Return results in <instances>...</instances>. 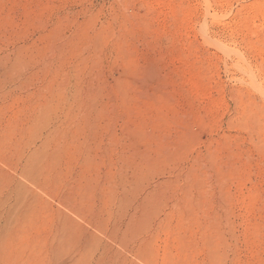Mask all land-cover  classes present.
Instances as JSON below:
<instances>
[{
	"label": "rangeland",
	"instance_id": "374dc122",
	"mask_svg": "<svg viewBox=\"0 0 264 264\" xmlns=\"http://www.w3.org/2000/svg\"><path fill=\"white\" fill-rule=\"evenodd\" d=\"M18 181L2 264H68L60 210L114 264H264V0H0V200Z\"/></svg>",
	"mask_w": 264,
	"mask_h": 264
},
{
	"label": "bare ground",
	"instance_id": "6f19581e",
	"mask_svg": "<svg viewBox=\"0 0 264 264\" xmlns=\"http://www.w3.org/2000/svg\"><path fill=\"white\" fill-rule=\"evenodd\" d=\"M206 14L209 15V12L208 10H206ZM212 16L215 18V19H218V15L217 14H212ZM221 49L223 50V52L225 53H229V52H232V49L231 48H228V47H221ZM235 51V50H233ZM37 163V158H30L26 161L25 165L23 166V170L22 171V174L24 175H27V176H31L32 174V171L33 173L38 170L36 169L34 171V166L35 164ZM41 171V170H40ZM21 173V172H20ZM23 175V177H24ZM18 176H21V175H18ZM26 177V176H25ZM24 177V178H25ZM34 177V176H33ZM18 178V177H17ZM24 178H21L24 179ZM28 179V178H27ZM35 179V177H34ZM26 181V180H25ZM25 181L22 182L25 183ZM19 182V181H18ZM18 182L13 186H9L5 195H4V199L0 200V206L1 204L3 205H6L8 208H9V211L7 213V216L3 219H0V220H4L6 225L12 221V218L16 215V217L14 218H19V217H22V219L28 215V209H29V200H28V195L30 193V188L26 187V185H22L18 184ZM28 182V181H26ZM30 183L32 182H29V186L31 185ZM28 184V183H27ZM126 196V195H125ZM10 198L14 201V206H12L10 204ZM125 200L120 197V199L118 200V204H121L123 202V204L125 205ZM127 201V200H126ZM12 202V201H11ZM69 203V201H68ZM5 206V207H6ZM67 206V205H66ZM74 207V206H73ZM69 208V207H68ZM67 208V209H68ZM72 208V207H71ZM69 208V209H71ZM2 209V208H1ZM0 209V210H1ZM6 209V208H5ZM66 209V208H65ZM68 209V210H69ZM71 211V210H70ZM76 211V210H75ZM77 212V211H76ZM74 212V213H76ZM79 212H81L79 210ZM69 213V212H67ZM82 213V212H81ZM135 213V212H134ZM83 214V213H82ZM81 214V215H82ZM137 214V213H135ZM0 215H1V211H0ZM5 215V214H4ZM72 215V214H70ZM75 215V214H74ZM79 215V214H78ZM141 216L143 214H140ZM73 217V216H72ZM71 216L67 215L66 213L64 212H59V215L57 216V220H56V228H55V231L54 233L52 234V241L53 243L51 244V249H50V253H52V255L56 256L58 254H63L62 252L65 250L64 248V245L67 247L68 245L70 246H77V251L73 254V256H71L69 258V261H68V264H74L76 261L77 263L79 261H81L82 258H84L87 254H90V253H95V250H97V252L94 254V256L92 257L91 259V263L92 264H109L110 262H112L111 264H114L116 261H114V259L117 260L118 258V255L116 253L115 254H112V252H110L111 248H112V243H110L112 246L111 248H109L107 246V244H103L101 242L100 239H98L96 236H94L92 234V232H89L88 233V230H87V227H83L81 224L82 222L80 223H77ZM0 218H2L0 216ZM13 218V219H14ZM82 218V217H81ZM15 219V220H16ZM79 219V218H78ZM24 220V219H23ZM86 220V219H85ZM135 217H131L129 220H128V223H127V227H120L119 225L117 226V230H115V234L116 233H120L122 236H123V239L125 237H127V235H129L133 229H134V221H135ZM139 220V219H138ZM18 221V219H17ZM81 221V220H80ZM90 221V220H89ZM14 222V221H13ZM25 222V221H24ZM91 222V221H90ZM85 223V222H83ZM87 223V222H86ZM88 224V223H87ZM90 226V223L88 224ZM131 225V226H130ZM87 226V225H86ZM97 227V226H96ZM99 227V226H98ZM8 229V228H7ZM3 230V229H2ZM101 229L98 231L100 232ZM95 232V231H94ZM97 233V232H96ZM129 233V234H128ZM127 234V235H125ZM101 235V234H99ZM111 235V234H110ZM100 237H103V236H100ZM116 237V236H115ZM110 238V237H109ZM118 238V237H117ZM121 238V237H120ZM103 239V238H102ZM107 239V238H106ZM115 238L113 237V240ZM104 240V239H103ZM117 240V239H116ZM109 241V239H108ZM111 241V240H110ZM122 241V240H121ZM121 243V242H120ZM119 247V246H117ZM136 247V246H134ZM141 249V248H140ZM145 256V255H144ZM55 258V257H54ZM60 258V256H59ZM128 258V257H127ZM57 260V258H56ZM114 261V262H113ZM123 262H125V258L122 260ZM134 261V260H133ZM137 261V259H136ZM135 262V261H134ZM137 263V262H136ZM146 263V262H145ZM0 264H2L0 262ZM6 264V263H4ZM134 264V263H132ZM139 264V263H138Z\"/></svg>",
	"mask_w": 264,
	"mask_h": 264
}]
</instances>
